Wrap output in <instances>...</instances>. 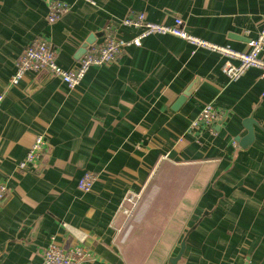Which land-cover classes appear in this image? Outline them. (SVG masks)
<instances>
[{
	"label": "crops",
	"instance_id": "0c3cea01",
	"mask_svg": "<svg viewBox=\"0 0 264 264\" xmlns=\"http://www.w3.org/2000/svg\"><path fill=\"white\" fill-rule=\"evenodd\" d=\"M59 1L71 8L49 23L47 0H0V182L8 187L0 264H37L51 237L69 245L77 236L92 256L83 264H125L111 220L127 192L143 193L156 171L173 165L189 167L192 186L182 198L190 209L180 264H264V79L257 69L231 82L219 53L151 34L115 62L90 67L73 89L46 72L9 85L33 38L47 39L70 71L86 40L101 45L107 27L136 36L140 29L121 24L133 13L165 25L179 17L189 34L246 51L263 26L264 0ZM205 103L221 119L213 131L191 129ZM248 119L254 138L244 146ZM37 135L46 142L43 156L50 148L47 162L21 170ZM87 171L97 180L83 193L77 182Z\"/></svg>",
	"mask_w": 264,
	"mask_h": 264
},
{
	"label": "built area",
	"instance_id": "2783aa9c",
	"mask_svg": "<svg viewBox=\"0 0 264 264\" xmlns=\"http://www.w3.org/2000/svg\"><path fill=\"white\" fill-rule=\"evenodd\" d=\"M94 4L95 0H82ZM71 8L69 3L59 0H47V20L49 23L57 22L61 16ZM121 24L124 27L140 29V32L125 39L118 35L114 28L107 27L104 33V41L101 45H94L82 54L75 68L68 71L57 62L56 50L51 43L43 37L33 38L21 51L16 59L15 69L9 79V85L14 87L19 84L27 73L46 72L50 76L62 81L67 88H75L85 76L87 70L92 66H101L115 62L129 46H141L142 39L151 35H173L186 40L197 48L219 53L225 60L221 66V72L229 81L240 79L247 70L254 68L259 71L260 78L264 79V20L263 26L255 38H251L246 51H238L229 46H221L199 37L189 34L183 28L182 19L176 17L172 25L151 22L143 13L125 15ZM3 94H0V105ZM221 111L210 103H205L198 115L191 122L190 128L195 129L204 126L213 131L215 124L221 119ZM46 142L42 135H37L24 158L18 162V168L25 170L34 169L40 164L46 150ZM97 180L93 172H85L77 182V188L83 193L90 192ZM8 195V187L0 182V202ZM139 195L135 192H127L117 213L111 220L115 232L121 236L128 226V222L137 206ZM124 233L121 237H124ZM84 239L77 236L69 245L60 244L51 237L48 244L40 251V260L37 264H83L92 258L84 247Z\"/></svg>",
	"mask_w": 264,
	"mask_h": 264
},
{
	"label": "rangeland",
	"instance_id": "374dc122",
	"mask_svg": "<svg viewBox=\"0 0 264 264\" xmlns=\"http://www.w3.org/2000/svg\"><path fill=\"white\" fill-rule=\"evenodd\" d=\"M190 176L189 167L173 165L156 171L143 193H136L137 206L121 233L125 236H118L123 247L119 256L125 264H166L178 250L190 209L189 202H185L186 208L182 205V198L192 187ZM180 204L184 211L179 210ZM158 239L163 241L157 243Z\"/></svg>",
	"mask_w": 264,
	"mask_h": 264
},
{
	"label": "water",
	"instance_id": "95a60500",
	"mask_svg": "<svg viewBox=\"0 0 264 264\" xmlns=\"http://www.w3.org/2000/svg\"><path fill=\"white\" fill-rule=\"evenodd\" d=\"M92 42H93V39L91 37L86 40L85 44H83V46H82V52H83L82 54H84L87 49H89L90 47L93 46ZM188 94H189L188 90L184 91L183 94L178 98L177 104L179 105L180 103H182L185 100L186 95H188ZM253 123H255V122H253L252 119H248L245 121L244 125L247 129V135L245 138H243V143H244L243 145L244 146L248 145V143L250 141H252L254 138L253 127H252ZM236 139L239 140V138H236ZM48 154H50V148L47 150L46 155L43 156L41 163L38 165V167H37L38 170L42 169L43 166L46 164ZM7 196L3 201H5L7 199ZM184 253H185V240L182 239L179 243L178 250L174 254H172V256L167 260L166 264H180V261L182 260Z\"/></svg>",
	"mask_w": 264,
	"mask_h": 264
}]
</instances>
